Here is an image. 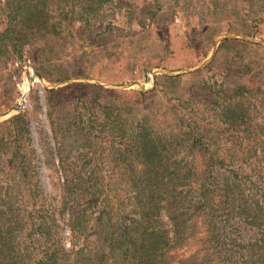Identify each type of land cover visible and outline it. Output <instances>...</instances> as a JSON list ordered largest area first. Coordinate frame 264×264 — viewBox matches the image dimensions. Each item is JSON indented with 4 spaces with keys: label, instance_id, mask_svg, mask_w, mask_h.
<instances>
[{
    "label": "trees",
    "instance_id": "1",
    "mask_svg": "<svg viewBox=\"0 0 264 264\" xmlns=\"http://www.w3.org/2000/svg\"><path fill=\"white\" fill-rule=\"evenodd\" d=\"M74 1L81 2L83 8H99L102 3V0H87V4L83 0H0V47L22 44L33 31L58 34L56 15L51 12L49 2L59 8L58 16L66 17L74 8ZM161 78L175 84L181 76L161 75ZM260 83L226 85L222 82L221 90L216 93L222 98L218 97L214 107L221 119L217 124L201 123L203 119H199L196 110L200 104L197 91L176 87L171 91L172 96L166 97L163 89L161 95L155 94V87L136 91L87 86L95 88L92 90L98 97L113 98L102 106L101 127L110 137L105 143V158L114 168L107 182L96 167L84 166L64 184L61 206L68 215V248L55 233L54 224L49 222V210L41 206L38 212L22 208L20 203L26 194L20 183H31L34 172L31 174L23 166L24 157L18 150L13 149L10 154L5 150L9 139L15 138L11 131L0 132V264H174L173 251L193 231L196 218H203L207 223L210 231L207 249L221 258L223 264L229 262L222 254L234 252L247 257L246 264H264L262 211L252 208L248 218L252 221L247 220L250 226L246 227L253 235L246 238V243L236 244V239L223 240L220 232L227 225L241 232L244 222L240 221L247 218L243 215L249 208L240 196L230 195L232 186L227 181L219 188L226 205L222 207H235L240 214L235 211L221 218V205L214 201L219 185L215 172L227 173L241 181L242 167L246 170L242 164L249 158L217 153L216 135H221L223 143L230 142L231 146L248 140L246 145L255 149L254 160L259 161L264 172V120L252 122L245 104L259 101L264 91ZM84 88L85 85H78L77 97L80 98ZM184 91L189 92L187 98ZM149 94L154 98H149ZM187 105L190 107L188 120L183 118L184 112H188ZM19 115L0 122V128H15ZM75 124L79 127L78 121ZM213 131L216 134L210 135ZM225 132L228 138L224 137ZM91 141L87 138L81 143V147H89L84 152L83 165L96 163L95 156L101 151L102 144ZM197 151L204 158L201 170L194 156ZM263 172L260 171L262 183ZM244 176L249 177L247 170ZM224 177L227 180L228 176ZM26 190L29 196L36 192L32 185ZM35 233L38 239L34 238ZM258 252L259 258L255 259L253 255ZM178 264H200V261L194 256L178 260Z\"/></svg>",
    "mask_w": 264,
    "mask_h": 264
},
{
    "label": "rangeland",
    "instance_id": "2",
    "mask_svg": "<svg viewBox=\"0 0 264 264\" xmlns=\"http://www.w3.org/2000/svg\"><path fill=\"white\" fill-rule=\"evenodd\" d=\"M86 2L88 1L83 0V3ZM74 4L66 17H60L59 8L49 2L51 12L56 15L54 21L58 34L33 31L28 33V38L22 44L0 47V114L6 113L0 117V122L16 114L21 116L16 127H13L14 130L11 126H2L0 132L8 134L11 131L15 138L9 139L5 150L8 154L13 149L18 150L24 157L23 166L31 174L34 172L31 183H20V188L26 194L20 204L26 211L38 212L40 206L49 210V222L54 224L53 229L61 236L66 248L70 246V242L66 226L68 215L61 206L64 184L75 175L74 172L84 166L96 167L105 175L107 182L114 168L105 158V143L110 137L106 129L101 127L102 106L112 102L113 98L98 97L92 90L95 88H86L87 86L136 91H148L155 87V94L161 95L163 89L167 92L166 97L172 96L171 91L176 87L177 90L182 88L197 91L200 104L196 105V110L199 119H203L202 124H217L221 121L214 107L218 97L222 98V95H216L218 89L222 88V82L226 85H246L258 81L264 88L262 44L238 38L215 41V38L225 33L264 40V0H102L99 8H83L78 1H74ZM215 44V54L206 66L192 72L174 74L181 76L175 81L176 85L161 78L164 75L162 73H150L156 68L170 71L192 68L211 54ZM26 59L30 60L34 70L41 74L43 71L45 76L42 75L48 83L85 77L104 84L130 85L112 88L94 83L73 82L54 88L53 93H46L33 75L35 81L27 93L24 109L13 111L20 95L16 82L24 77L22 67L14 66L13 62L17 60L22 65ZM80 84L85 85V88L81 90L79 98L77 89ZM182 93L186 98L189 95L188 91ZM147 96L154 98L153 94ZM258 99L259 101L256 99L245 103L254 123L264 120V91ZM189 108L187 105L188 112L185 111L183 116L187 120L190 116ZM76 121L79 127L76 126ZM92 129L95 130L94 133L88 134ZM213 134L216 133H210ZM220 136L216 135L215 138L219 143L214 149L217 153L227 152L235 158L249 156L247 162L244 161L245 165L242 164L249 177L244 176L246 170L242 167L244 173L241 181L227 173L215 172L216 184L219 185L215 190L214 201L221 205L220 217L225 218L227 214H235V211L240 214V210L235 207H222L226 205L221 199L222 191L219 190L226 181L232 186L230 195L240 196L238 198H242L241 202L249 208L243 215L244 218L247 215V218L240 221L244 222L241 232L231 230V225L220 232L223 240L236 239V244H242L246 243L248 236L253 235L252 230L246 227L250 226L247 220L252 221L248 219L252 208L264 214V183L260 174V171L263 172L260 168L262 166L258 160H254L256 152L253 147L246 145L248 140L231 146L230 142L224 144ZM224 137L228 138V133L225 132ZM87 138L92 139L91 143L93 140L101 143L102 148L95 156L96 163L91 161L83 165L84 152L89 147L83 148L81 143ZM229 146L230 149H227ZM194 156L198 170L203 169L202 153L197 151ZM223 174L228 176L227 180ZM257 174L259 178L256 177ZM29 185L36 189L32 196L26 190ZM34 215L38 219V213L35 212ZM259 216L260 214L257 220L260 219ZM193 222V231L183 241V245L173 251L174 264H178V260L194 256L200 264H223L221 258L212 255L207 249V236L210 234L207 223L203 218H196ZM37 236L35 233L34 238L38 239ZM229 254H222L223 259L226 258L229 262L224 263L246 264L247 257L241 252ZM253 256L258 259L259 252ZM232 260L233 263H230Z\"/></svg>",
    "mask_w": 264,
    "mask_h": 264
},
{
    "label": "water",
    "instance_id": "3",
    "mask_svg": "<svg viewBox=\"0 0 264 264\" xmlns=\"http://www.w3.org/2000/svg\"><path fill=\"white\" fill-rule=\"evenodd\" d=\"M227 38H238V39L246 40V41H249L252 43H259V44H262L264 46V40L253 38V37L247 36V35L235 34V33L221 34L217 38H215V41H217L218 39H227ZM216 49H217V44H215L211 54L205 60H203L202 62H200L199 64H197L196 66H194L192 68H183L181 70H176V71H170V70H165L162 68H156V69L151 70L150 73L154 74L155 72H159V73H162L164 75H174V74H179L181 72H192V71L198 70V69L206 66L211 61L213 55L215 54ZM34 76L38 79V81L42 84V86L45 89H54V88L61 87L63 85L73 83V82L94 83L97 85H101L103 87H112V88H114V87L123 88L125 86L130 85V84H124V85L123 84H121V85L104 84V83H102L96 79L85 78V77H83V78H69V79H65L63 81H59V82L48 83L45 81L43 75L37 70H34ZM146 76H147V73H145V77ZM23 107H24L23 105L20 106L19 104H16L12 108V110L13 111H19V110L23 109ZM4 115H6V113L0 114V117H2Z\"/></svg>",
    "mask_w": 264,
    "mask_h": 264
},
{
    "label": "built area",
    "instance_id": "4",
    "mask_svg": "<svg viewBox=\"0 0 264 264\" xmlns=\"http://www.w3.org/2000/svg\"><path fill=\"white\" fill-rule=\"evenodd\" d=\"M13 63H14L13 64L14 66H21L22 69H23L24 77H22V80L21 81L16 82L17 89L20 92V95H19V97H20L21 94H22V90H23L24 84L27 83L28 81L31 82V85H30L29 90L31 89V86H32L33 82L35 81L34 78H33L34 69H33L32 65H31V62H30L29 59H26L25 61H23V64L22 65L17 60H15ZM26 73H28V75H26ZM24 102H26V98H25V101ZM17 103H18V101H17ZM22 105L25 107V103H23ZM24 107H23V109H24Z\"/></svg>",
    "mask_w": 264,
    "mask_h": 264
},
{
    "label": "bare ground",
    "instance_id": "5",
    "mask_svg": "<svg viewBox=\"0 0 264 264\" xmlns=\"http://www.w3.org/2000/svg\"><path fill=\"white\" fill-rule=\"evenodd\" d=\"M30 86H29V81L27 83L24 84V87H23V90H22V94L21 96L19 97L18 99V103L20 106L25 103V98H26V95L28 93V90H29ZM24 99V100H23Z\"/></svg>",
    "mask_w": 264,
    "mask_h": 264
}]
</instances>
